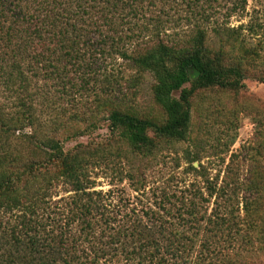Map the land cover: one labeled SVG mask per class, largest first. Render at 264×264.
I'll use <instances>...</instances> for the list:
<instances>
[{
    "label": "trees",
    "instance_id": "trees-1",
    "mask_svg": "<svg viewBox=\"0 0 264 264\" xmlns=\"http://www.w3.org/2000/svg\"><path fill=\"white\" fill-rule=\"evenodd\" d=\"M248 1L0 0V264H264V166L149 174L201 94L264 84Z\"/></svg>",
    "mask_w": 264,
    "mask_h": 264
},
{
    "label": "rangeland",
    "instance_id": "rangeland-1",
    "mask_svg": "<svg viewBox=\"0 0 264 264\" xmlns=\"http://www.w3.org/2000/svg\"><path fill=\"white\" fill-rule=\"evenodd\" d=\"M231 24L253 25L260 34L253 37L254 43L259 40L258 38L264 39V0H249L246 10L235 15L231 19ZM143 82V90L132 104L136 105L141 114L158 115L160 110L152 98L154 80L147 75ZM194 102L199 111L197 112V109L194 111L195 120L191 136L185 142L165 147L164 151L151 161L150 182L167 179L174 172L181 174L190 162H193L194 166L197 165L195 167L198 169L201 162L208 169L210 178H217L220 175V181L223 180L231 161L243 179L252 166H264V84L249 78L245 82V88L240 91H208ZM63 103L69 110L82 108L88 112V109L83 107L88 105L84 98H76L78 105L74 107L68 104V101ZM108 135L107 125L101 123L91 133L66 142V148H73L92 140H102ZM194 158L199 160L195 161ZM190 175L184 176L189 179L192 178Z\"/></svg>",
    "mask_w": 264,
    "mask_h": 264
},
{
    "label": "water",
    "instance_id": "water-1",
    "mask_svg": "<svg viewBox=\"0 0 264 264\" xmlns=\"http://www.w3.org/2000/svg\"><path fill=\"white\" fill-rule=\"evenodd\" d=\"M195 166H197V165H195Z\"/></svg>",
    "mask_w": 264,
    "mask_h": 264
}]
</instances>
